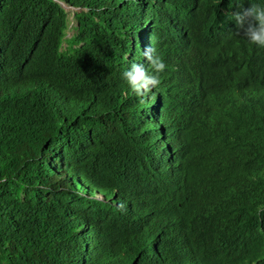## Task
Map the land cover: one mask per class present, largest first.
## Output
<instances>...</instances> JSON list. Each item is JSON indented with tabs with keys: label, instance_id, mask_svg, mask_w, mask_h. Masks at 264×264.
Returning a JSON list of instances; mask_svg holds the SVG:
<instances>
[{
	"label": "trees",
	"instance_id": "trees-1",
	"mask_svg": "<svg viewBox=\"0 0 264 264\" xmlns=\"http://www.w3.org/2000/svg\"><path fill=\"white\" fill-rule=\"evenodd\" d=\"M251 4L0 0V264H264ZM149 48L142 102L123 73Z\"/></svg>",
	"mask_w": 264,
	"mask_h": 264
},
{
	"label": "clouds",
	"instance_id": "clouds-1",
	"mask_svg": "<svg viewBox=\"0 0 264 264\" xmlns=\"http://www.w3.org/2000/svg\"><path fill=\"white\" fill-rule=\"evenodd\" d=\"M237 28L243 30V35L252 43L264 48V7L251 4L250 7H241L233 14ZM154 49L145 50L150 69L143 64L132 63L130 68L123 73V78L127 82L131 92L137 97L146 98L152 93L154 88L160 84L159 73L166 69V64L160 56L153 54ZM264 211V205H260L257 212Z\"/></svg>",
	"mask_w": 264,
	"mask_h": 264
},
{
	"label": "rangeland",
	"instance_id": "rangeland-1",
	"mask_svg": "<svg viewBox=\"0 0 264 264\" xmlns=\"http://www.w3.org/2000/svg\"><path fill=\"white\" fill-rule=\"evenodd\" d=\"M64 8V11L67 14V20H68V26H67V31H66V36L70 37L74 31V27H75V20L73 18V12L74 9L72 7L66 6L63 4L62 6ZM64 45V44H63Z\"/></svg>",
	"mask_w": 264,
	"mask_h": 264
}]
</instances>
